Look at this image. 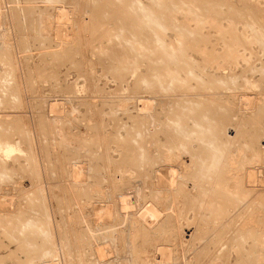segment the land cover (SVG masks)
Instances as JSON below:
<instances>
[{
	"label": "rangeland",
	"instance_id": "obj_1",
	"mask_svg": "<svg viewBox=\"0 0 264 264\" xmlns=\"http://www.w3.org/2000/svg\"><path fill=\"white\" fill-rule=\"evenodd\" d=\"M1 136L0 264H264V0H0Z\"/></svg>",
	"mask_w": 264,
	"mask_h": 264
},
{
	"label": "bare ground",
	"instance_id": "obj_2",
	"mask_svg": "<svg viewBox=\"0 0 264 264\" xmlns=\"http://www.w3.org/2000/svg\"><path fill=\"white\" fill-rule=\"evenodd\" d=\"M9 23H10V22H9ZM221 44H222V43H221ZM224 46H225V45H224ZM218 68H219V67H218ZM231 68H232V67H231ZM217 70H218V69H217ZM209 77H210V76H209ZM211 77H212V76H211ZM183 78H184V77H183ZM216 78H217V77H216ZM207 95H208V94H207ZM219 95H221V94H219ZM193 101H194V100H193ZM198 102H199V101H198ZM200 103H201V102H200ZM204 104H205V103H204ZM196 105H197V104H196ZM1 137H2V136H1ZM4 137H5V138L2 137L3 139L0 138V139H1V141H0V151H4V152H5V156H8V157H9L10 155H11V156L13 155L12 153H13L14 151H16V150L18 151V150H19V149L16 148V147L19 146V145L16 146V145H15V144H16L15 142H13V144H11L12 142H9V140H8V138H6V136H4ZM9 143H10V144H9ZM14 143H15V144H14ZM208 144H209V143H208ZM18 148H19V147H18ZM199 148H200V147H199ZM20 149H21V150H19V154H22V155H23L24 151H23L22 148H20ZM200 150H201V149H200ZM4 152H1V153L4 154ZM11 152H12V153H11ZM9 154H10V155H9ZM2 158H3V157H2ZM5 158H7V157H5ZM16 159H18V158H16ZM16 159H14V160H16ZM5 162H6V161H5ZM5 162H4V163H5ZM1 163H3V162H1ZM5 164H6V163H5ZM3 166H5V165L3 164ZM4 168H5V167H4ZM247 172H249V171H247ZM170 173H171V172H170ZM244 173H245V172H244ZM249 173H250V172H249ZM259 173H260V172H259ZM259 173H258V174H259ZM258 174H257V175H258ZM246 175H247V174H246ZM249 175H250V174H249ZM248 177H249V176H248ZM251 177H253V175H252ZM245 178H247V177H245ZM240 180H241V179H240ZM244 180H245V179H244ZM250 180H251V178H250ZM246 181H247V179H246ZM248 181H249V180H248ZM251 181H252V180H251ZM246 183L248 184V182H246ZM249 183H250V182H249ZM242 184H243V183H242ZM249 185H250V184H249ZM250 186H251V185H250ZM228 188H229V187H228ZM225 189H226V188H225ZM242 189H244V188H242ZM186 191H188V190H186ZM186 191H184V192H186ZM221 191H222V189H221ZM228 191H229V190H228ZM184 192H183V193H184ZM188 192H189V191H188ZM223 192H224V191H223ZM220 193H221V192H220ZM224 193H226V192H224ZM227 193H228V192H227ZM181 194H182V193H181ZM186 194H187V193H186ZM186 194H185V195H186ZM183 195H184V194H183ZM1 198H2V197H1ZM1 198H0V199H1ZM152 208H153V206H152ZM95 212H97V214H98V215H97V214H94V215H96V216H94L95 219H96V220H100L101 216L103 215V207H99V206H97V208L94 209V213H95ZM24 222H25V221H24ZM24 222H23V223H24ZM27 223H29V222H27ZM97 223H98V222H97ZM29 225H30V224H29ZM104 225H105V224H104ZM104 225H102V226H104ZM108 225H109V224H108ZM106 226H107V225H106ZM104 227H105V226H104ZM102 228H103V227H102ZM19 232H20V231H19ZM21 232L23 233V231H21ZM28 232H29V231H28ZM26 233H27V232H26ZM19 234H20V233H19ZM19 234H18V236H19ZM24 235H26V234L24 233L23 236H24ZM28 235H29V234H28ZM28 235H26V236H28ZM26 236H25V237H26ZM20 237H21L22 239L24 238V237H22V236H20ZM20 237H19V238H20ZM21 238H20V239H21ZM22 239H21V240H22ZM28 239H29V236H28ZM28 239H27V240H28ZM24 241H25V239H24ZM25 242H26V241H25ZM19 243H21V242L19 241ZM22 243H23V242H22ZM22 243H21V244H22ZM30 243H32L31 240H30ZM32 244H33V243H32ZM30 246H31V245H30ZM19 247H22V246H19ZM16 248H17V247H16ZM31 248H32V247H31ZM22 249H24V248H22ZM24 250H25V249H24ZM27 250H28V248H27ZM28 251H29V250H28ZM32 251H34V250H32ZM32 251H30L31 254L34 253V252L32 253ZM18 252H19V251H18ZM20 252H21V250H20ZM20 252H19V253H20ZM25 252H26V251H25ZM30 252H28V253L30 254ZM50 252H51V251H50ZM14 253H15V252H14ZM28 253L26 252L25 254H27V256H28ZM36 254H37V252H35V255H36ZM38 254H39V253H38ZM33 255H34V254H33ZM35 255H34V257H35ZM23 256H24V255H23ZM29 256H30V255H29ZM29 256H28V257H29ZM36 256H37V255H36ZM28 259H29V258H28ZM31 259H32V257H31ZM25 260H26V259H25ZM29 261H30V260H29ZM24 262H25V261H24ZM24 262H22V263H24ZM31 262H32V261H31ZM22 263H20V264H22ZM25 263H26V262H25ZM25 263H24V264H25Z\"/></svg>",
	"mask_w": 264,
	"mask_h": 264
}]
</instances>
